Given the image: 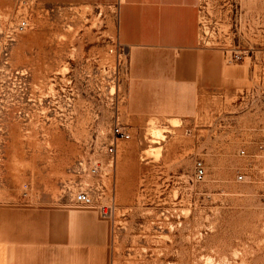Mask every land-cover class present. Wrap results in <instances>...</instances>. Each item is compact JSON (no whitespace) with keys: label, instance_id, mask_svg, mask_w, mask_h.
<instances>
[{"label":"rangeland","instance_id":"rangeland-1","mask_svg":"<svg viewBox=\"0 0 264 264\" xmlns=\"http://www.w3.org/2000/svg\"><path fill=\"white\" fill-rule=\"evenodd\" d=\"M199 10L209 80L158 119L127 110L118 0H0V231L87 192L115 206L107 264H264V0Z\"/></svg>","mask_w":264,"mask_h":264},{"label":"crops","instance_id":"crops-1","mask_svg":"<svg viewBox=\"0 0 264 264\" xmlns=\"http://www.w3.org/2000/svg\"><path fill=\"white\" fill-rule=\"evenodd\" d=\"M201 0H118V41L128 49L127 110L186 118L211 71L199 45ZM0 231V264H107L108 222L96 211L33 209Z\"/></svg>","mask_w":264,"mask_h":264},{"label":"built area","instance_id":"built-area-1","mask_svg":"<svg viewBox=\"0 0 264 264\" xmlns=\"http://www.w3.org/2000/svg\"><path fill=\"white\" fill-rule=\"evenodd\" d=\"M130 138V134L125 132L121 127L116 126L114 129V138L112 145L109 148V153L114 155L117 152L118 143L120 140H127ZM94 172L96 169L93 170ZM205 176V168L203 163L200 161L196 164L195 177L198 181L202 180ZM239 180L243 179V175L238 176ZM75 203L78 208L96 211L99 216L109 222L114 219L115 206L113 204L105 205L96 201L92 195L87 192H79L76 195Z\"/></svg>","mask_w":264,"mask_h":264}]
</instances>
